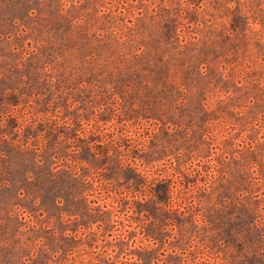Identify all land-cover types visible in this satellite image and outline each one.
Listing matches in <instances>:
<instances>
[{"label": "rangeland", "instance_id": "rangeland-1", "mask_svg": "<svg viewBox=\"0 0 264 264\" xmlns=\"http://www.w3.org/2000/svg\"><path fill=\"white\" fill-rule=\"evenodd\" d=\"M0 264H264V0H0Z\"/></svg>", "mask_w": 264, "mask_h": 264}, {"label": "trees", "instance_id": "trees-1", "mask_svg": "<svg viewBox=\"0 0 264 264\" xmlns=\"http://www.w3.org/2000/svg\"><path fill=\"white\" fill-rule=\"evenodd\" d=\"M165 194L168 195L169 194V190H167V192Z\"/></svg>", "mask_w": 264, "mask_h": 264}]
</instances>
